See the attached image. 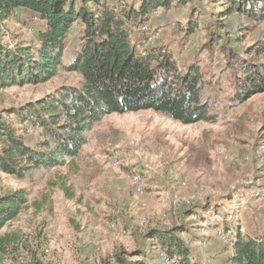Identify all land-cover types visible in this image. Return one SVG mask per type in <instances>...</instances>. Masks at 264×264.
Instances as JSON below:
<instances>
[{
	"label": "rangeland",
	"instance_id": "obj_1",
	"mask_svg": "<svg viewBox=\"0 0 264 264\" xmlns=\"http://www.w3.org/2000/svg\"><path fill=\"white\" fill-rule=\"evenodd\" d=\"M197 1L205 15L212 13L210 18L229 6L228 0ZM191 11V5L160 11L134 30L133 40L143 55L170 52L182 70L198 64L211 83L206 96L217 121L183 125L153 111L115 113L87 136L76 171L34 170L25 178L0 172V197L27 193L25 208L0 232L10 238L0 249V264H99L120 251L124 256L145 253L129 257L132 261L177 264L154 250L144 235L150 228L182 223L192 225L180 236L198 261L227 264L232 231L222 222L248 236L264 235V93L234 104V85L243 66L234 68L237 62L231 61L228 49H204L205 29L192 36L182 30ZM221 23L226 24L221 35L231 37L227 48L242 53L264 46V20L235 12ZM42 27L30 13L19 12L0 22V34L6 45L24 44ZM80 32L76 25L67 40L68 61ZM252 60L264 63V51ZM81 80L78 74L60 72L45 84L1 88L0 114L61 87H78ZM24 135L32 144L39 141V130ZM194 205L197 216L185 217Z\"/></svg>",
	"mask_w": 264,
	"mask_h": 264
},
{
	"label": "trees",
	"instance_id": "obj_2",
	"mask_svg": "<svg viewBox=\"0 0 264 264\" xmlns=\"http://www.w3.org/2000/svg\"><path fill=\"white\" fill-rule=\"evenodd\" d=\"M116 1L0 0L1 23L19 12H28L43 23L28 43L6 45L0 34V89L45 84L60 72L75 73L82 79L78 87H61L38 101L0 114V172L25 178L34 170L70 167L76 171L75 160L87 144V136L96 124L115 113L153 111L183 125L217 121L211 112V99L206 96L211 83L198 64L182 70L166 50L138 53L134 30L148 25L160 11L191 5L182 30L192 36L205 29L208 40L204 49L219 47L224 53L228 49L231 61L237 62L234 68L243 66V76H237L234 85V104L264 93V63L248 61H253L255 53L260 57L264 46L241 53L227 48L231 37L220 33L226 26L221 22L235 12L255 21L264 20L263 1L228 0L229 6L213 18L212 13L206 17L197 0ZM76 25L81 32L68 61L67 40ZM32 130H39L36 144L24 135ZM26 203L27 193L22 190L0 197V232L17 219ZM185 214L197 216L195 205ZM222 223L225 230L232 231L228 247L232 255L227 264H264V235L248 236L238 226L232 229ZM191 228L189 223L171 229L150 228L144 237L153 242L154 250L159 249L177 264H202L180 236ZM9 241V237L0 236V249ZM135 256L146 255L135 252L124 256L120 251L99 264H147L129 259Z\"/></svg>",
	"mask_w": 264,
	"mask_h": 264
}]
</instances>
